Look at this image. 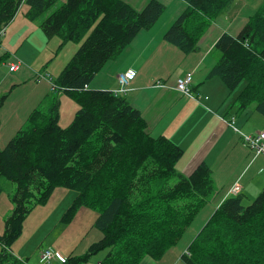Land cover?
I'll list each match as a JSON object with an SVG mask.
<instances>
[{"label":"trees","instance_id":"trees-1","mask_svg":"<svg viewBox=\"0 0 264 264\" xmlns=\"http://www.w3.org/2000/svg\"><path fill=\"white\" fill-rule=\"evenodd\" d=\"M186 8L165 32V42L194 53L211 24L234 0H182ZM27 5V19L46 15L57 0H0V31ZM165 11L158 0L141 10L124 0H66L40 24L47 39L79 43L54 85L77 105L67 127L59 125V101L35 110L0 149V178L15 184L13 209L0 234V264H25L11 251L26 215L57 189L75 197L65 215L79 208L96 211L102 233L83 256L61 264H83L106 251L99 264H138L160 258L175 246L200 210L215 197L211 170L204 163L189 175L176 169L182 149L164 136L153 137L125 93L89 90L94 77ZM220 57L207 74L234 91L238 109L253 107L264 117V3L237 36L221 34ZM185 76V75H184ZM183 78V77H182ZM119 87V86H118ZM264 171V169H263ZM237 194L225 198L191 242L186 264H264V189L249 203Z\"/></svg>","mask_w":264,"mask_h":264},{"label":"crops","instance_id":"crops-1","mask_svg":"<svg viewBox=\"0 0 264 264\" xmlns=\"http://www.w3.org/2000/svg\"><path fill=\"white\" fill-rule=\"evenodd\" d=\"M125 1L136 10L141 9L145 5L143 0L140 8L136 6L138 0ZM158 1L165 6L162 16L151 29L140 31L116 59L109 61L94 77L87 89L115 91L118 89L117 76L129 70L135 71L133 79L126 86L125 96L130 104L141 113L146 122L147 131L151 136H164L187 151L185 159L179 165L178 169L180 171H178L186 176L200 164L204 163L209 167L213 174L216 194L208 204L212 203L217 207L225 198L237 194L243 195L245 200L251 202L264 189V159L261 156H255L253 151L245 147L240 136L241 133L252 134L264 131V117L260 121L256 117L258 113L252 110L240 122V117L235 118V128L237 129L235 134L230 129V126L222 121V117L218 119L212 111L210 112V110L220 111L219 103L215 102L212 97L208 98L210 94H205L204 86L198 80V76L204 72L203 83L209 81L206 78L209 70L204 67V63L208 55L211 54L218 37L223 33L236 36L244 27L250 15L239 21L238 18L225 17V13L222 14L220 18L218 17L210 25L200 39L197 51L183 54L179 49L165 42L163 37L171 24L184 11L186 5L182 0ZM232 9L234 10V4ZM17 22L18 14L7 28H16ZM11 33L8 35L6 33L5 39L8 36L11 37ZM209 35L215 36L208 40L207 36ZM18 38L21 40L22 36L18 35ZM53 38H51L52 40L49 39L51 40V45L53 47L58 46V41ZM15 40L16 38L10 44V47L14 46ZM75 50L76 46L72 47L71 51L63 56V63L66 62L65 65L68 63L70 56H73ZM215 62L216 60H214V64ZM13 64L11 63V65ZM58 69L56 68L52 74L59 75V71L61 72L62 68ZM175 70L179 72L174 74ZM16 72L18 73V71ZM189 73L192 75L190 90L193 98L184 96L176 90L177 80ZM50 86L54 91L57 90L54 89L55 86L51 84ZM59 92L62 93L63 91L59 90ZM73 111L76 112L77 107H73ZM241 112H246V109H242ZM29 113L25 112L12 125L10 122L8 123L7 127L10 130L14 129V133L6 141L14 136ZM72 117L69 118V121L72 120ZM167 118L170 119L172 131L164 134L158 129L160 125H164ZM256 121L260 123V127L257 126V123L255 124ZM60 122L59 114V125L63 128L67 127L62 126ZM177 127H180V129H177ZM174 131L176 132L173 136ZM201 133H203L202 138ZM234 185L240 187L238 193L233 192L232 188ZM55 191L65 192L62 189ZM69 197L73 198L74 195ZM3 223L4 221L1 222L2 226ZM1 231L3 232V230H0V234L2 233ZM95 239H100V236L96 235ZM48 249L59 253L64 258L69 256L60 249L44 248L39 250V256L33 264H40L42 251ZM12 253L19 260H23L21 254L16 250H13ZM101 260L99 258L94 262L99 264ZM52 261L50 264H61L58 260L54 259Z\"/></svg>","mask_w":264,"mask_h":264},{"label":"rangeland","instance_id":"rangeland-1","mask_svg":"<svg viewBox=\"0 0 264 264\" xmlns=\"http://www.w3.org/2000/svg\"><path fill=\"white\" fill-rule=\"evenodd\" d=\"M143 1H145V4L148 2V0ZM65 2L66 0H57L55 7H53L46 15L41 16L35 21L27 19L26 13L28 11V6L25 4L21 5L17 12V27L11 29L6 27L5 33L0 37V149H3L6 146L10 140L8 139V141H6V139L14 133V129L10 130V128L7 127L8 123L10 122L12 125L19 120L25 112L30 113L23 120L16 133L21 128L25 127L26 121L32 112L39 109H48L54 100L59 101L60 124H62V126H68L72 121H69V118H71V116L74 117L75 111H73V107H77V105L67 94L59 92V89L54 85L59 75L52 74V72H55L56 68H59L58 70H60V68L63 69L66 63H63V56L68 54L74 46H76L77 50L82 41L94 28L95 24L89 29L79 43H69L67 46H62L60 45V39L54 37L53 39L58 41L59 45L53 47L50 42L52 39L49 40L44 36L40 30V24L48 14ZM263 3L264 0H234V10L231 6L225 12L224 16L238 18V20L241 21L242 18H247V16L253 15ZM141 4L142 0L136 2V6L139 8ZM10 32H12L11 37L8 36L5 39V34L7 33L8 35ZM18 35L22 36L21 40L18 38ZM214 36L215 35H209L207 36V39L209 40ZM15 38L14 46L10 47V44ZM219 57V51L213 48L211 54L208 55L205 60L204 67L210 71L214 66V60L217 61ZM71 58L72 55L69 60ZM11 63L16 65L19 63V70H16L18 73L9 70ZM178 72V70H175L174 74ZM198 80L201 85L204 86L203 89L206 91V93H204L206 95H211H208V98L212 97L215 102L219 103L220 111L210 110V112L212 111L214 116L218 119L222 117V121L226 125H228V121L231 117H240V122L247 113L253 110V107L251 106L246 108V112H241L235 101L239 93L247 84V80H244L234 91L228 90L218 77L207 78V81H209L203 83L204 72L198 76ZM49 83L52 86H55L54 89L57 90L54 91ZM256 117H258L260 121L263 120L262 116L259 114H256ZM256 123L257 126H261L258 121H256L255 124ZM177 129H180V127H177ZM230 129L235 134L237 133L234 131L233 127H230ZM158 130L162 131L164 134L171 132L172 127L170 126V119L167 118L164 125H160ZM175 132L176 131L173 132V136ZM202 136L203 133H201V138ZM172 142L175 143L174 141ZM175 144L178 145L177 143ZM182 151L183 154L175 166L177 170H179V165L185 159L187 153L185 149H182ZM211 176L213 179L212 172ZM234 187H238L237 192H239L240 187L238 185H234ZM62 190L65 192L55 191L45 204L34 207L26 215L21 234L11 244V250H16L21 254L23 259L21 261L25 264H33L39 256V250L44 248L60 249L69 256H83L86 254L89 246L99 240L95 239L96 235H99L100 238L102 236V233L94 226L98 216L96 211L79 208L73 214L64 216L68 208L71 206L75 197V192L72 190ZM14 193L15 184L0 178V230H3L1 222L4 221L6 216L8 217L11 214L14 207L13 202L11 201ZM70 195H74V197L71 198L69 197ZM255 198L256 197H254L251 202L255 200ZM248 202L250 201L244 200L243 205H249ZM215 208L216 206L212 203L205 205L175 246L171 247L158 259L145 256L138 264H186L182 256H189L188 248L191 242L206 225ZM105 254L106 251H99L91 255L89 260L83 264H96L94 261L99 258L101 260Z\"/></svg>","mask_w":264,"mask_h":264},{"label":"built area","instance_id":"built-area-1","mask_svg":"<svg viewBox=\"0 0 264 264\" xmlns=\"http://www.w3.org/2000/svg\"><path fill=\"white\" fill-rule=\"evenodd\" d=\"M5 33V29L0 31V37ZM19 63L13 64L10 66V71H16L18 69ZM135 75V71L129 70L125 73H120L117 76V83H118V89L115 90V93H125L126 92V86L130 82V80L133 79ZM192 83V75L186 74L183 78H180L177 80L176 83V90L181 93L184 96L192 97L191 91H190V85ZM228 126L233 127L234 131L237 132V129L235 126V118L231 117V119L228 121ZM241 141L245 147L250 149L255 153V156H261L264 159V131L262 132H255L252 134H241L240 136ZM264 169V166H263ZM238 187L233 188V192H237ZM238 193V192H237ZM58 260L60 262H64L65 258L62 257L59 253L53 252L51 250H43L40 257V262L48 264L52 260Z\"/></svg>","mask_w":264,"mask_h":264}]
</instances>
